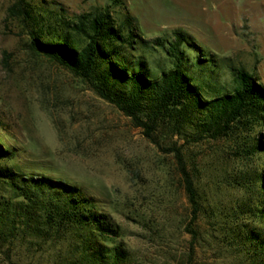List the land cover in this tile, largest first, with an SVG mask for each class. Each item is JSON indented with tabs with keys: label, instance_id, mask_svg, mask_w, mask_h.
Instances as JSON below:
<instances>
[{
	"label": "rangeland",
	"instance_id": "1",
	"mask_svg": "<svg viewBox=\"0 0 264 264\" xmlns=\"http://www.w3.org/2000/svg\"><path fill=\"white\" fill-rule=\"evenodd\" d=\"M32 2L47 9L60 5L69 17L108 7L118 23L131 17L147 41L172 39L180 30L201 47L222 85L231 87L238 69L264 85V0ZM11 3L0 0V141L15 153L7 165L66 182L92 197L121 228L126 264H250L221 243L220 231L205 217L193 226L199 236L192 242L190 208L170 153L173 145L183 150L205 207L233 204L245 196L225 182L242 168L231 159L227 140L194 143L172 135L168 126L148 138L81 79L33 54L25 29L6 18ZM146 56L152 66L160 55ZM254 135L264 139V125ZM250 164L264 173V157ZM67 247L17 242L10 250L0 248V264H68Z\"/></svg>",
	"mask_w": 264,
	"mask_h": 264
},
{
	"label": "trees",
	"instance_id": "2",
	"mask_svg": "<svg viewBox=\"0 0 264 264\" xmlns=\"http://www.w3.org/2000/svg\"><path fill=\"white\" fill-rule=\"evenodd\" d=\"M41 6L12 0L6 18L25 29L33 54L81 79L148 138L168 126L194 143L227 140L242 168L225 182L245 196L228 205L205 207L183 150L170 148L190 208L187 231L196 242L193 226L205 217L223 245L250 264H264V173L250 164L264 157V139L254 135L264 125V85L243 69L234 70L231 87L222 85L201 47L180 30L172 39L147 41L131 17L118 23L108 7L69 17L60 5ZM156 53L151 66L146 55ZM14 156L0 141V248L68 243V264L127 263L121 228L92 197L66 182L16 171L7 165Z\"/></svg>",
	"mask_w": 264,
	"mask_h": 264
}]
</instances>
